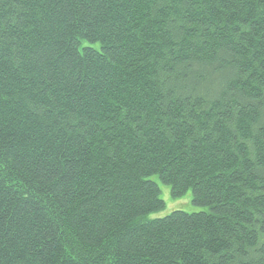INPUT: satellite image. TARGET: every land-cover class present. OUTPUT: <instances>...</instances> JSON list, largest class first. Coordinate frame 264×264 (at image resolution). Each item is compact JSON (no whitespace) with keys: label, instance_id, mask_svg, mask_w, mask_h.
<instances>
[{"label":"trees","instance_id":"16d2710c","mask_svg":"<svg viewBox=\"0 0 264 264\" xmlns=\"http://www.w3.org/2000/svg\"><path fill=\"white\" fill-rule=\"evenodd\" d=\"M0 264H264V0H0Z\"/></svg>","mask_w":264,"mask_h":264},{"label":"rangeland","instance_id":"374dc122","mask_svg":"<svg viewBox=\"0 0 264 264\" xmlns=\"http://www.w3.org/2000/svg\"><path fill=\"white\" fill-rule=\"evenodd\" d=\"M151 180L158 186L160 191L159 197L164 202L165 207L160 212L148 215V219L162 218L174 211L196 213L204 210L203 208L196 207L192 204V195L190 191L179 199H172L169 186L162 184L157 176L152 177Z\"/></svg>","mask_w":264,"mask_h":264}]
</instances>
